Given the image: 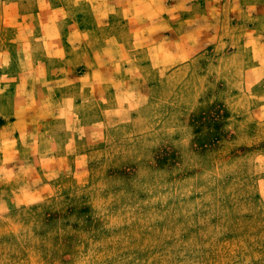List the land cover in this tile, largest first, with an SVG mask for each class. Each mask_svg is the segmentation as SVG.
Returning a JSON list of instances; mask_svg holds the SVG:
<instances>
[{"label": "rangeland", "instance_id": "obj_1", "mask_svg": "<svg viewBox=\"0 0 264 264\" xmlns=\"http://www.w3.org/2000/svg\"><path fill=\"white\" fill-rule=\"evenodd\" d=\"M0 264H264V0H0Z\"/></svg>", "mask_w": 264, "mask_h": 264}]
</instances>
